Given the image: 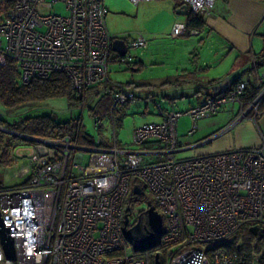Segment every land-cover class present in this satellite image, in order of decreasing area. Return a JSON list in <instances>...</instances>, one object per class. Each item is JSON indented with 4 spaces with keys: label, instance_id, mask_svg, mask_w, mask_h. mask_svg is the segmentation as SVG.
Returning a JSON list of instances; mask_svg holds the SVG:
<instances>
[{
    "label": "built area",
    "instance_id": "built-area-1",
    "mask_svg": "<svg viewBox=\"0 0 264 264\" xmlns=\"http://www.w3.org/2000/svg\"><path fill=\"white\" fill-rule=\"evenodd\" d=\"M178 1L201 15L215 2ZM58 2L66 14L54 11ZM107 13L104 0H0V65L13 60L23 83L63 72L75 96L83 98L109 76L114 36L106 27ZM184 33L185 28H175L170 35ZM146 47L141 32L128 45ZM120 61L132 64L133 57L126 52ZM252 67L257 71L254 58ZM246 87L240 80L215 88L183 111L163 110L155 102L160 120L135 126L132 146L118 139L113 108L91 116L98 133L91 145L76 144L69 135L39 138L4 130L17 138L8 163L11 182H0V216L13 239L14 258L6 257L0 242V264H151L160 252L163 264H236L224 244L245 226L264 234V136L258 145L181 158L180 152L199 144L184 145L177 127L187 116L184 136L192 137L199 119L236 105L234 119L204 143L245 119L258 126L264 74L256 72L248 99ZM137 99L122 87L113 98L115 106ZM105 119L109 133L103 130ZM134 185L144 191L132 193L134 199L148 201L149 193L162 215V232L144 250H136L124 231L126 197ZM148 230L145 220L142 233ZM251 246H258L256 237ZM262 257L264 245L254 252L253 263L264 264Z\"/></svg>",
    "mask_w": 264,
    "mask_h": 264
},
{
    "label": "crops",
    "instance_id": "crops-1",
    "mask_svg": "<svg viewBox=\"0 0 264 264\" xmlns=\"http://www.w3.org/2000/svg\"><path fill=\"white\" fill-rule=\"evenodd\" d=\"M136 5L132 16H140L143 20L141 26L143 28L137 31L147 40L145 49H149L151 45L156 49L163 47L164 39L169 38L171 40L169 50L175 55L172 61H163L162 59L166 58L164 56L158 57L156 61H153V58L149 61L155 65H166V71L170 70L171 65L173 73L166 75L170 82H163L160 72H157L158 77H151L152 81L149 83L130 81L135 85H142L138 91L144 93L143 98L151 94L159 105L171 101V104L181 103L186 109L203 100L206 93L215 88L235 84L240 80L252 82L255 80L256 72L264 74V64L257 71L252 67V59L264 49V0H215L208 14L203 15L204 25L197 34L187 32L177 37L170 35L175 28H187L189 8L187 7V12L183 14L184 3L178 0H151ZM108 32L110 33L109 30ZM135 34L133 32L128 35H111L125 40L129 45ZM193 36L198 37L197 43ZM110 57L114 60L115 57L120 58L114 50H111ZM134 62H138L136 66L143 67L146 61L136 57L133 59ZM160 107L162 108L161 105ZM259 124L264 125V115L258 120L257 126L258 132L262 135ZM233 127V136L231 135L233 145L227 148L234 144L236 147H250L260 143L254 139V123L251 120H242ZM178 128L179 124L177 132ZM185 132L183 128L178 134L184 136ZM205 133L204 128L199 127L197 138H206L210 135ZM188 138L193 140V137ZM182 142L184 145H190L191 141ZM189 156L191 155L187 149L179 153L181 158Z\"/></svg>",
    "mask_w": 264,
    "mask_h": 264
},
{
    "label": "rangeland",
    "instance_id": "rangeland-1",
    "mask_svg": "<svg viewBox=\"0 0 264 264\" xmlns=\"http://www.w3.org/2000/svg\"><path fill=\"white\" fill-rule=\"evenodd\" d=\"M104 5L106 8L108 7V13L106 14L105 21H106L107 29L110 31L111 34L128 35L130 33L132 34L133 32L137 33L138 32L137 29L143 28L141 27L143 24V20H141V17L132 16L133 14L132 11L136 9L137 5L132 3L130 0H104ZM53 9L55 12L59 14H66L65 8L63 4L60 2L53 4ZM193 38L197 43L198 37L193 36ZM164 40H165L164 46L157 49L155 48L154 45H151L149 49L128 48L127 52L129 55L133 57V59L138 57L146 61L143 67L136 66L133 69L130 63L121 62L119 57H115V60L114 59L109 60L108 69H109L110 79L122 82L125 85L131 80L137 82L142 81L149 83L152 81L151 77L152 78L158 77L159 75L157 74V72H160L162 73L160 74L162 75L161 80L164 81L166 78H168L166 75L168 74L172 75L173 73V69L171 65H169L170 70L166 71V65L163 64L155 65L149 62L150 59L152 58L153 61H156L155 59H157L158 57L164 56L166 58L162 59L163 61H168V60L172 61L173 57H175L172 51L169 50L171 47L169 41L171 40L169 38H165ZM134 90L138 97L136 103L128 104L127 108H125L124 105L115 106V115L117 118L120 119L119 123L116 126L118 139L122 143L130 146H132L131 144L132 129L135 126L140 125L142 123L157 122L160 120V116L157 113V108L155 105V102L158 103V101L153 99V101L147 102L146 98H143L144 93L138 91L137 89ZM106 98L107 97H104L103 100L107 101ZM89 103L92 106H95L94 101ZM160 105L162 106V108L167 110L170 109L174 111L185 110L184 105H182L181 103L171 104V101H169L168 104L162 103ZM231 107L232 106H226L225 108L221 109L218 113H216L213 116L199 119L197 121L198 129L196 130L195 134L192 136L193 140L189 139L186 136H181L182 137L181 139L185 142L191 141L190 144H192L193 141L194 144H199L196 147L187 149L190 155H195L197 153H206V152L209 153L222 152L229 149V147L227 148V146L233 145V143L231 142V138L233 136L232 130H234V127L230 130L231 133L227 132L223 135L211 139L210 142L208 143H204V141L207 138H209V136H212L214 133L218 132L220 129H222L223 126H225L227 123H230L234 119V116L238 112L239 107L236 105L234 107V110H231ZM29 112L31 115L53 113L58 121L79 120L82 123L87 134L93 135L94 137L98 135L96 128L93 126L90 112L85 105L82 106L81 104L78 103L76 105H71V107H69L67 101L64 98H54L43 102L41 106L34 107ZM4 114L5 111H3L2 108L0 107V115H4ZM188 120L189 119L187 116H182L180 118L178 132H181L183 128L184 130L187 131V127L189 126ZM259 126L261 130V134L262 136H264V125L259 124ZM199 127H203L206 132L205 134L210 133V135L206 138L198 139L196 134L199 131ZM108 128H109V123L105 119L103 121V130L109 133ZM254 139L258 140V142H261V135L258 132V128L256 124H254ZM232 147H236L235 144ZM9 172L10 169H8V166H0V182L3 181L11 182L8 176ZM132 188L133 186H131L129 194L126 197V206L127 205L130 206L131 216L136 218L139 213L143 212L148 207V205L146 200L130 199V196L132 195ZM151 198H152L151 195L148 193L147 200Z\"/></svg>",
    "mask_w": 264,
    "mask_h": 264
},
{
    "label": "trees",
    "instance_id": "trees-1",
    "mask_svg": "<svg viewBox=\"0 0 264 264\" xmlns=\"http://www.w3.org/2000/svg\"><path fill=\"white\" fill-rule=\"evenodd\" d=\"M187 28L186 33L191 30H200L204 25L203 15L194 14L190 11L187 13ZM114 59L110 57L109 60ZM256 65L259 68L264 64V49L256 57ZM138 62H134V69ZM257 68V69H258ZM138 69V68H137ZM135 69V70H137ZM255 70V68H253ZM170 78H166L163 82H170ZM142 85H135L128 82L126 85L122 82L112 81L108 79L98 85L91 86L85 92L83 98H77L72 90L69 78L63 72H53L44 78H32L28 82L19 81V71L16 63L10 58H6L4 63L0 65V107L5 111L4 115H0V126L22 134H26L39 138H53L57 136L69 135L72 142L79 145H91L94 141V136L87 134L82 123L79 120L58 121L53 113L31 115L30 110L49 99L64 98L68 106L81 104L86 106L93 114L106 115L111 108L114 109V94L119 88H126L136 92L134 89H139ZM254 81H247L246 98H251L254 95ZM211 92H207L206 96ZM205 96V97H206ZM104 97H107L104 101ZM137 97V94H136ZM145 98H153L151 94ZM89 100V101H88ZM95 102L92 106L89 102ZM106 102V103H105ZM128 102L124 107H128ZM10 111V112H7ZM116 126L119 123V118L116 117ZM17 139L14 135L0 130V166H8L11 147ZM133 179V183H137ZM134 200V196H130ZM152 203L154 201L150 199ZM254 237L258 240V246H251V241ZM264 245V234L258 232L255 236L250 232L249 227L245 226L236 234L233 235L231 241L224 244L228 253L236 256V264H254V252H258ZM160 264H163V254L159 253ZM264 259V257H262ZM153 264V261L151 262Z\"/></svg>",
    "mask_w": 264,
    "mask_h": 264
},
{
    "label": "water",
    "instance_id": "water-1",
    "mask_svg": "<svg viewBox=\"0 0 264 264\" xmlns=\"http://www.w3.org/2000/svg\"><path fill=\"white\" fill-rule=\"evenodd\" d=\"M183 14L187 12V5H183ZM112 50L117 52L119 56H124L128 50V44L125 40L114 38L112 41ZM0 130L4 131L6 128L0 126ZM132 193L135 195L144 194V191L137 185H134L132 188ZM148 207L141 213L139 216H145V220L149 226V230L147 233H142L139 228V222L137 221L132 226L128 227L129 224V214H130V206L127 205L125 208L124 214V231L127 238L133 244V247L136 250H144L151 248L155 245V239L158 234L162 232V215L158 212L155 206L152 204L150 200L147 201ZM253 235L257 234V227L251 226L249 228ZM0 242L4 253L7 258H14V247H13V239L8 235V228L4 226L2 218L0 216ZM153 264H160L159 254L155 253L153 257Z\"/></svg>",
    "mask_w": 264,
    "mask_h": 264
},
{
    "label": "flooded vegetation",
    "instance_id": "flooded-vegetation-1",
    "mask_svg": "<svg viewBox=\"0 0 264 264\" xmlns=\"http://www.w3.org/2000/svg\"><path fill=\"white\" fill-rule=\"evenodd\" d=\"M134 217L129 216V224L128 226H130L131 224L136 223L137 221L139 222V228L141 230V232L144 230V222H145V217L143 216H137L136 218L132 219Z\"/></svg>",
    "mask_w": 264,
    "mask_h": 264
}]
</instances>
